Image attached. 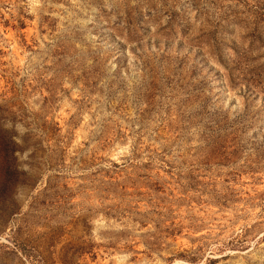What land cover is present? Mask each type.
Segmentation results:
<instances>
[{
  "label": "rangeland",
  "instance_id": "374dc122",
  "mask_svg": "<svg viewBox=\"0 0 264 264\" xmlns=\"http://www.w3.org/2000/svg\"><path fill=\"white\" fill-rule=\"evenodd\" d=\"M0 264H264V0H0Z\"/></svg>",
  "mask_w": 264,
  "mask_h": 264
}]
</instances>
